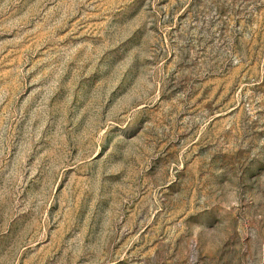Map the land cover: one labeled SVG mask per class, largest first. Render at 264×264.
<instances>
[{
	"label": "rangeland",
	"instance_id": "374dc122",
	"mask_svg": "<svg viewBox=\"0 0 264 264\" xmlns=\"http://www.w3.org/2000/svg\"><path fill=\"white\" fill-rule=\"evenodd\" d=\"M0 264H264V0H0Z\"/></svg>",
	"mask_w": 264,
	"mask_h": 264
}]
</instances>
